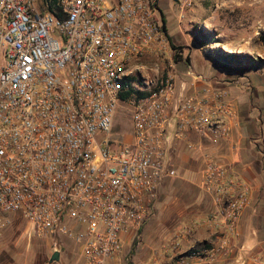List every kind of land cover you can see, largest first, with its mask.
Listing matches in <instances>:
<instances>
[{"label":"built area","instance_id":"obj_1","mask_svg":"<svg viewBox=\"0 0 264 264\" xmlns=\"http://www.w3.org/2000/svg\"><path fill=\"white\" fill-rule=\"evenodd\" d=\"M176 55L158 0H0V234L18 216L57 250L76 243L83 264L123 253L177 175L170 152L180 141L196 148L193 137L230 140L239 122L220 85L178 97ZM146 59L162 71L150 77ZM122 101L133 104L128 144L116 124ZM202 163L214 205L163 246L169 264L212 262L240 239L253 187L210 151ZM202 227L210 238L181 252L180 239Z\"/></svg>","mask_w":264,"mask_h":264},{"label":"crops","instance_id":"obj_2","mask_svg":"<svg viewBox=\"0 0 264 264\" xmlns=\"http://www.w3.org/2000/svg\"><path fill=\"white\" fill-rule=\"evenodd\" d=\"M226 2V0H223L217 6L220 7ZM218 7L212 8V12L201 24L193 20L190 22V26L206 25L210 28V25H216ZM185 11L186 9H181V14L183 15ZM160 16L176 45V42L181 40L172 34L162 9H160ZM182 27L179 24V28ZM190 32L195 41L194 28ZM187 47L186 44L182 50V59L176 60L177 75L181 79L177 87L178 97L189 93L190 89L193 91L200 88L206 82H212L220 86H224L225 83L237 85L235 94L230 95L237 105L239 122L234 127L230 140L213 144L199 137H193V140L198 143L196 148L188 149L185 141H180L177 147L170 152L177 175L166 178L160 187L155 214L144 229L145 247H153L156 240L163 238L170 241L184 224L213 208L212 197L201 187L202 154L205 151H210L223 161L232 163L235 172L252 185V202L240 216L238 223L240 239L228 255L218 257L212 262L191 257L188 259L187 264H261L256 257L264 252V112L262 110L264 91H260L259 87L256 91L249 90L259 84L258 79L251 73V70L236 72L223 69L206 57L204 47H202V50L208 61L197 66L193 58L194 53L192 54V51L187 52ZM225 73L229 75L221 79V76H225ZM197 78H200V80H197ZM185 197H187V200ZM15 227L12 226L11 229L9 227L11 233H14ZM210 235L211 233L205 227H202L194 236L180 239L181 252L188 249L189 245L194 242L198 244L205 242L210 238ZM47 244V251L44 253L46 260L42 258V261L37 258L33 263L28 261L21 263L70 264L69 255L71 250L64 246V248L58 249L61 252L60 260L54 261V263L50 262L51 255L57 249L53 247V241L50 240ZM62 254H64V257ZM11 256V259L0 256V264H10L12 261L21 264L18 258ZM112 261L116 262L114 264H118L117 260L114 259L109 262ZM76 264L81 263L78 261Z\"/></svg>","mask_w":264,"mask_h":264},{"label":"rangeland","instance_id":"obj_3","mask_svg":"<svg viewBox=\"0 0 264 264\" xmlns=\"http://www.w3.org/2000/svg\"><path fill=\"white\" fill-rule=\"evenodd\" d=\"M194 5L192 8H186L185 13L181 14V7L184 5V0H159L158 8L165 13L168 27L172 34L181 41L176 42V47L179 50L187 44V52L192 51L194 61L197 66L202 62L208 61L204 55L202 47L198 45L192 38L190 30L194 27L190 26L191 21H196L199 24L209 16L212 8H217L223 0H192ZM227 2L218 7L217 24L204 26L209 29V44L206 45L209 49H224L230 52L248 53L258 60L260 66L257 70H251L259 81L258 86H254L250 91H256L259 87L260 91H264V0H226ZM209 6V7H208ZM215 6V7H214ZM217 6V7H216ZM182 15V16H181ZM215 15V14H214ZM179 24L182 28H179ZM182 29V30H180ZM186 31V32H185ZM182 59V56L179 57ZM178 59V60H179ZM176 60V58H175ZM147 62L144 72L150 77H154L157 72L162 71L163 62L156 64L154 60L146 59ZM157 69V70H156ZM224 73V72H223ZM221 76L224 79L228 73ZM180 78L176 73V86L180 83ZM247 84V83H246ZM230 94H235V85L230 83L223 84ZM245 86V85H244ZM190 89L189 92H191ZM263 95V94H262ZM233 96V95H232ZM264 103V99H263ZM264 112V105L262 107ZM116 124L122 133L125 143L128 144L133 140L134 122H133V104L132 102H120L116 112ZM187 200V197H185ZM154 216V215H153ZM152 218L150 219V221ZM150 221L148 223H150ZM147 223V224H148ZM146 224V225H147ZM145 225V226H146ZM12 226L15 227L14 233L10 232ZM12 226L2 229L0 234V256L8 257L11 255L18 258L19 262L33 263L37 258H44V253L47 251L48 238H39L35 236L30 228V225L25 218L16 217ZM144 228L141 232L135 234L126 244L123 253L114 260L118 264H169L170 257L164 253L163 246L169 240H156L153 247H145L146 241L144 238ZM71 250L69 255L70 264H83L81 251L76 243L65 240V248ZM64 248V247H63ZM10 253V254H9ZM64 257V254H62ZM44 260H46L44 258ZM43 261V260H42ZM111 261V260H110ZM109 262V261H108ZM54 263V262H53ZM115 261L108 264H114ZM10 264H17L12 261ZM22 264V263H21Z\"/></svg>","mask_w":264,"mask_h":264},{"label":"trees","instance_id":"obj_4","mask_svg":"<svg viewBox=\"0 0 264 264\" xmlns=\"http://www.w3.org/2000/svg\"><path fill=\"white\" fill-rule=\"evenodd\" d=\"M195 42L204 47V52L207 58L212 60L216 65L223 69H230L236 72H245L249 70H257L260 66L257 59L243 52H229L224 49H209L206 45L209 44L210 36L209 29L203 27V25H195ZM170 41L174 47L176 45L170 37ZM180 55H176L178 60ZM142 231V230H141ZM140 231V232H141Z\"/></svg>","mask_w":264,"mask_h":264},{"label":"water","instance_id":"obj_5","mask_svg":"<svg viewBox=\"0 0 264 264\" xmlns=\"http://www.w3.org/2000/svg\"><path fill=\"white\" fill-rule=\"evenodd\" d=\"M175 1H178V0H175ZM60 257H61V252L59 250H56L51 255L50 262L59 261L60 260Z\"/></svg>","mask_w":264,"mask_h":264}]
</instances>
